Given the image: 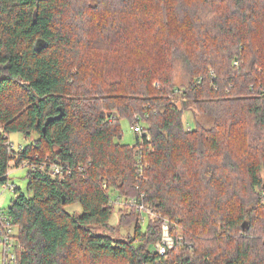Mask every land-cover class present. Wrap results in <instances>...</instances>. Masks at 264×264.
I'll return each mask as SVG.
<instances>
[{"label": "trees", "instance_id": "1", "mask_svg": "<svg viewBox=\"0 0 264 264\" xmlns=\"http://www.w3.org/2000/svg\"><path fill=\"white\" fill-rule=\"evenodd\" d=\"M124 119L144 129L132 145ZM17 131L34 139L15 150ZM12 163L28 168L6 209L18 264H264V0H0L3 184ZM112 192L167 217L175 248L152 250L161 218L98 231Z\"/></svg>", "mask_w": 264, "mask_h": 264}, {"label": "rangeland", "instance_id": "2", "mask_svg": "<svg viewBox=\"0 0 264 264\" xmlns=\"http://www.w3.org/2000/svg\"><path fill=\"white\" fill-rule=\"evenodd\" d=\"M175 71H176L175 76H174L175 84L178 85L180 88L186 87L190 77H189L187 62L183 59V57L177 56ZM178 93H180V92H178ZM176 99H179V102H178L179 106H182L183 99L181 97H177ZM190 106L191 107L188 106L189 107L188 111H185V113H184L185 114V123L187 126L195 128L196 125L198 124L199 120L196 119V117L192 111L194 108L192 107V105H190ZM201 122L205 123V125H207V126H210L213 123V118L211 116L205 117L204 115H202ZM142 125H144V123ZM122 130H124V132H123V137L121 139V142L126 143V144H130V145L134 144L136 142L137 134L134 131V129L132 128V123H130L129 120L124 119L122 121ZM35 136H37V134H35ZM9 139H10L11 148L18 150V149L22 148L25 144L31 142L34 139V137L31 138L27 134L17 131L15 133L10 134ZM14 166H15L14 163H12V167L8 173L9 179L7 182L11 183V184L13 183L15 185V187L20 188L23 191H27L26 186H27L28 178H27L26 174H27L28 168H27L26 164L23 163L22 165L18 166V168L14 167ZM5 184H6V182H5ZM5 184L0 182V207L4 211H6V209L10 206L12 198L15 197V190L5 188ZM116 193L112 192V194H111L112 201L115 202L114 203V205H115L114 213H113L112 218L110 220L111 227L109 229H106V230H104L100 227H97V230L100 232H104V233L107 232L108 234H111L113 237H115L117 239L123 238V239L129 240L135 234L134 225H135L137 219H139V221L142 225V229H145L147 224L149 223V219H151V215L141 214L136 210L138 212L139 216H138V218H136L137 215L134 214L133 224H130L129 222L128 223L125 222L124 225L120 226L119 225L121 222L120 212H122V213L124 212L125 214H132L131 212H132V210H134V207H131L128 204H126L125 201L127 200V198H125V196H120V198H118V195ZM263 196H264V194H263ZM262 198L264 199V197H262ZM68 209L70 211H74L76 213L82 211V208L78 203H77V205L69 206ZM154 218L155 219L161 218L160 220H162V223H161V227H162L163 222L166 220L167 217L162 218L159 214H157V216H155ZM171 227L172 226L170 224V228ZM174 227H176L175 229L177 230V233L179 234L180 240L183 239V241L190 243L189 240H185L183 238V234H182L179 226H177V224H175ZM15 230H16V228H15ZM160 230H161L160 231V237L156 241L152 242V244H151L152 250L158 254H159L158 245L162 242V238H163L162 228ZM170 234H171V236H173L174 241H175L176 239H175L174 234H173V228H171ZM234 237H235V235H234ZM175 246H176V243H175ZM174 248L175 247H173L171 249H174ZM171 249H169V250H171ZM167 253H168V251L163 256H161L160 254H159V256L164 257L167 255ZM1 257H2V253H0V259H1Z\"/></svg>", "mask_w": 264, "mask_h": 264}, {"label": "built area", "instance_id": "3", "mask_svg": "<svg viewBox=\"0 0 264 264\" xmlns=\"http://www.w3.org/2000/svg\"><path fill=\"white\" fill-rule=\"evenodd\" d=\"M201 80L202 77L199 79V81L201 82ZM133 129L140 134L144 132V129L140 124L134 125ZM49 173L53 177H64L62 166L58 163H54L50 166ZM5 188L15 190L16 187L13 183L11 184L6 182ZM118 198H120V196ZM142 198H128L125 202L131 207H136L141 214L151 215L153 218L157 216L156 212H154V210L149 205L145 204ZM10 220L11 219H9L7 212L0 207V253H2L0 264H18V252H20L22 248L17 241V231L11 224ZM170 224L171 223L169 219L166 218L161 227L163 238L162 242L158 245V252L161 256L166 254L169 249L175 247L176 242L174 241L173 236L170 234Z\"/></svg>", "mask_w": 264, "mask_h": 264}]
</instances>
